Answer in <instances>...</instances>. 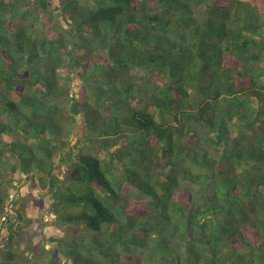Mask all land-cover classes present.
Instances as JSON below:
<instances>
[{
    "label": "trees",
    "instance_id": "1",
    "mask_svg": "<svg viewBox=\"0 0 264 264\" xmlns=\"http://www.w3.org/2000/svg\"><path fill=\"white\" fill-rule=\"evenodd\" d=\"M19 172L63 228L51 249ZM0 224V264H264V10L0 0Z\"/></svg>",
    "mask_w": 264,
    "mask_h": 264
},
{
    "label": "rangeland",
    "instance_id": "2",
    "mask_svg": "<svg viewBox=\"0 0 264 264\" xmlns=\"http://www.w3.org/2000/svg\"><path fill=\"white\" fill-rule=\"evenodd\" d=\"M249 2H252L257 7H259L260 10H264V0H246ZM86 52L85 50L80 51V54H83ZM72 61H70L69 64H71ZM75 90L79 89L78 85L73 84ZM111 112L108 109H103V114L108 115ZM71 126V125H70ZM72 134L69 136V143H71V147L75 155L79 154L80 152L84 151L86 152L90 147L93 145L92 142L89 140L92 138L91 134H89L83 124V120L80 117H77V124L74 126V128L71 131ZM6 140L8 142H11L15 140L13 137H6ZM100 144L96 143L94 144L95 147H93V150L91 152L96 153L99 157H104L105 152L101 149L99 146ZM66 152V153H65ZM66 154V156L62 159L64 161L69 160V157L67 156V151H63L61 154ZM58 159L60 160V157L58 155ZM65 165V164H64ZM63 165V166H64ZM36 180L33 178L27 177V174L19 172L16 174L14 182L18 183V188L21 190V195L26 196L28 198L27 207V218L31 219V223L28 225H25L24 228L28 230H35L36 234L33 237V241L35 244L40 245L41 247L45 245L47 249H51L53 246H55V243H52V240L54 238H58L64 235L63 228L57 223L56 215L46 212L47 207L50 204L49 195L45 194L42 197L43 204L40 205L39 202H36L34 197L39 198L42 194H44L45 189L43 188L42 184L40 182L34 184ZM31 193V197L29 194ZM41 221H43V226L40 227ZM4 248L0 245V261H1V254L3 253ZM38 255H42L43 253H37ZM44 257V256H43ZM43 263L47 264L45 261V257L43 258ZM65 264V263H64Z\"/></svg>",
    "mask_w": 264,
    "mask_h": 264
},
{
    "label": "built area",
    "instance_id": "3",
    "mask_svg": "<svg viewBox=\"0 0 264 264\" xmlns=\"http://www.w3.org/2000/svg\"><path fill=\"white\" fill-rule=\"evenodd\" d=\"M14 184L17 186L18 185V183L17 182H14ZM15 192L13 193V194H11V196H10V198L11 199H13L14 198V196H15ZM3 221H5L6 220V217H3V219H2ZM0 229H1V224H0Z\"/></svg>",
    "mask_w": 264,
    "mask_h": 264
}]
</instances>
